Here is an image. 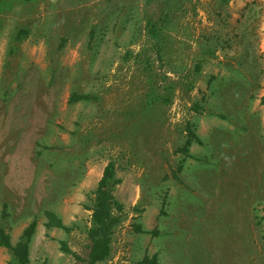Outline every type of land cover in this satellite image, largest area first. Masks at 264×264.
Listing matches in <instances>:
<instances>
[{
  "label": "rangeland",
  "instance_id": "374dc122",
  "mask_svg": "<svg viewBox=\"0 0 264 264\" xmlns=\"http://www.w3.org/2000/svg\"><path fill=\"white\" fill-rule=\"evenodd\" d=\"M263 96L264 0H0V227L36 220L29 264H84L62 242L88 255L112 161L100 264H264Z\"/></svg>",
  "mask_w": 264,
  "mask_h": 264
},
{
  "label": "trees",
  "instance_id": "16d2710c",
  "mask_svg": "<svg viewBox=\"0 0 264 264\" xmlns=\"http://www.w3.org/2000/svg\"><path fill=\"white\" fill-rule=\"evenodd\" d=\"M226 2L230 0H225ZM168 4V3H167ZM29 31L21 29L16 40H22L27 37ZM92 96L88 94H79L74 92L71 94L70 102L91 101ZM261 104L264 105V96L261 98ZM189 137L183 147L186 156H190V147L194 142H200L201 139L190 129ZM121 183V179L117 177L116 165L109 162L105 167L103 176L100 179L94 192V200L91 208L92 218L91 226L87 231V237L90 242L89 252L86 257H82L68 247L66 242H62V250L69 254H74L78 262L84 264H100L110 259L112 255V239L115 229L121 224V218L118 213L123 211V204L120 203L115 196V189ZM48 222L47 229L62 228L69 231L62 219L54 212L47 211L45 213ZM37 227L36 220H33L23 231L17 243H13L11 236L3 227H0V247L8 249L13 257L14 264H29L30 259V242ZM139 264H161L157 256H147Z\"/></svg>",
  "mask_w": 264,
  "mask_h": 264
}]
</instances>
